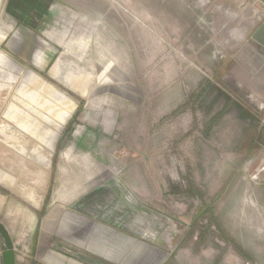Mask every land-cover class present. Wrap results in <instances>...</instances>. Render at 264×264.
I'll return each mask as SVG.
<instances>
[{
    "label": "rangeland",
    "instance_id": "rangeland-1",
    "mask_svg": "<svg viewBox=\"0 0 264 264\" xmlns=\"http://www.w3.org/2000/svg\"><path fill=\"white\" fill-rule=\"evenodd\" d=\"M262 21L258 0H0L17 256L33 239L100 264H261L229 225L264 233Z\"/></svg>",
    "mask_w": 264,
    "mask_h": 264
},
{
    "label": "crops",
    "instance_id": "crops-1",
    "mask_svg": "<svg viewBox=\"0 0 264 264\" xmlns=\"http://www.w3.org/2000/svg\"><path fill=\"white\" fill-rule=\"evenodd\" d=\"M0 184L12 186L13 180L8 175L0 171ZM18 194L30 205L35 206L37 204L32 194L26 190L18 189ZM2 204L3 198L0 197V208ZM245 225V237H242L238 232H236L232 225H229V229L233 230V234L235 235L232 240L236 246L244 247L247 250V255L244 257L247 261H255L257 259V262L260 261L261 264H264V254L262 255L259 250V248L264 250V233L260 234L259 230L257 227H254L253 223L246 222ZM6 228L8 230V227ZM8 232L11 237L9 230ZM32 241L33 244L30 247L28 255H21L20 257L17 256V251L15 246H13L16 258L15 264H100L97 263V261H95L88 253L73 255L69 250L66 251L67 253L61 251V247L56 243H53L51 246H49V244L44 246L39 245L37 242L35 243L33 239ZM1 252L2 250L0 249V264H2ZM225 264L237 263H234L230 259V261H226Z\"/></svg>",
    "mask_w": 264,
    "mask_h": 264
},
{
    "label": "water",
    "instance_id": "water-1",
    "mask_svg": "<svg viewBox=\"0 0 264 264\" xmlns=\"http://www.w3.org/2000/svg\"><path fill=\"white\" fill-rule=\"evenodd\" d=\"M264 4V0H258ZM251 38L264 49V21L257 27ZM0 240L3 244V249L1 252L2 264H15V252L13 248V243L7 228L2 222H0Z\"/></svg>",
    "mask_w": 264,
    "mask_h": 264
}]
</instances>
